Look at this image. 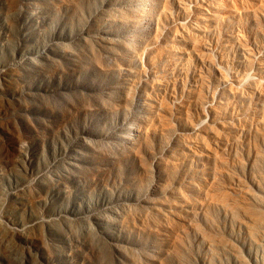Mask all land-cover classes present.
Masks as SVG:
<instances>
[{
    "label": "rangeland",
    "instance_id": "obj_1",
    "mask_svg": "<svg viewBox=\"0 0 264 264\" xmlns=\"http://www.w3.org/2000/svg\"><path fill=\"white\" fill-rule=\"evenodd\" d=\"M0 264H264V0H0Z\"/></svg>",
    "mask_w": 264,
    "mask_h": 264
},
{
    "label": "bare ground",
    "instance_id": "obj_2",
    "mask_svg": "<svg viewBox=\"0 0 264 264\" xmlns=\"http://www.w3.org/2000/svg\"><path fill=\"white\" fill-rule=\"evenodd\" d=\"M78 8H79V6L76 8V11L78 10ZM135 42L133 41V39L131 38V40H130V42H129V45L131 44H134ZM256 212V211H255ZM259 214V213H258ZM262 220V219H261ZM263 221V220H262ZM103 252H105V251H103ZM102 257L103 258H106L107 256L105 255V254H102Z\"/></svg>",
    "mask_w": 264,
    "mask_h": 264
}]
</instances>
